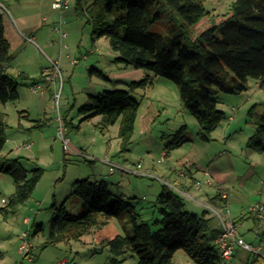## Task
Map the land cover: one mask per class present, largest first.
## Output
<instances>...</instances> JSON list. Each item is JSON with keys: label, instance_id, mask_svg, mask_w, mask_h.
I'll return each mask as SVG.
<instances>
[{"label": "rangeland", "instance_id": "374dc122", "mask_svg": "<svg viewBox=\"0 0 264 264\" xmlns=\"http://www.w3.org/2000/svg\"><path fill=\"white\" fill-rule=\"evenodd\" d=\"M54 1L0 0L4 5L5 34L11 43L9 72L15 78L22 72L29 76L28 80H19L18 101L0 103V114L5 115L7 123V142L0 155L22 159L31 172L43 170L30 199L17 207L9 206L15 190L13 180L0 173V251L4 253L0 264H57L64 260L68 264H109L112 256L106 243L132 231L126 217L92 227L78 240L57 245L48 243L51 222L62 207L73 216L88 212L75 193L76 183L85 180L106 183L113 195L124 197L135 206L153 231L160 228L155 223L161 219L157 200L167 186L164 181L181 191L187 190L195 201L168 186L180 196L185 211L199 216L206 210L197 201H209L216 195V186L221 185L231 196L232 218L238 220L245 216L241 222L252 223L249 207L264 205V153L247 149L246 144L256 131L250 109L256 106L259 114L264 112V88H258L257 81L249 79L246 92L219 94L218 109L226 118L204 139L199 122L182 103L178 86L150 73L149 84L132 92L140 107L131 144L123 151L119 137L121 121L105 129L100 116L85 119L87 115L80 114V108L89 103V96L131 90L132 84L145 80L148 73L119 61V54L112 50L106 38L94 42L92 27L78 16L76 4L61 13L53 10ZM232 2L205 0L204 7L212 16L204 21L206 26L211 19L227 15ZM174 19L178 17L165 8L162 19L150 31L165 34ZM196 33L190 28L192 36ZM33 37L38 47L28 42ZM55 61L60 63L62 74V83L60 80L56 87L44 77ZM92 67L103 77L97 72L91 75ZM33 81L42 84L43 96L32 91ZM58 93L59 108L53 104ZM59 117L64 120L73 152H64L58 138ZM39 124L43 127H37ZM181 136L183 142L177 147L175 142ZM29 143L33 144L31 149L25 147ZM108 161L131 173L117 170L112 174ZM138 166L145 176L133 173ZM181 172L184 177L179 175ZM206 173L210 175L212 187L205 184ZM197 182L202 185L200 191L195 188ZM26 219L31 221L30 225L25 223ZM216 224L217 220L212 219L211 226ZM241 231L249 233L245 227ZM24 233L30 236L34 263L24 260L20 254ZM176 253L172 264H196L184 250ZM137 263V258L128 257L125 261V264Z\"/></svg>", "mask_w": 264, "mask_h": 264}, {"label": "trees", "instance_id": "16d2710c", "mask_svg": "<svg viewBox=\"0 0 264 264\" xmlns=\"http://www.w3.org/2000/svg\"><path fill=\"white\" fill-rule=\"evenodd\" d=\"M84 1H87L85 5ZM204 1H76L78 16L92 26L94 42L106 38L112 50L119 54V61L148 73L145 80L133 83L131 90H111L89 96V103L80 108V114L87 115L85 119L100 116L105 129L120 120L123 151L131 144L140 107L132 92L149 84L150 73L178 86L182 103L199 122L204 139H208L226 118L218 109L216 97L219 94H242L249 89V79L256 80L259 87L264 88V0H233L229 13L211 19L208 27L204 21L212 16L205 9ZM165 8L178 20L169 23L165 34L151 32V26L162 19ZM190 28L197 31L195 36L190 34ZM11 61V44L0 14L1 104L18 101L19 80L27 79L23 74L15 78L8 73ZM95 72L103 77L97 70H90L91 75ZM249 116L254 120L256 131L246 147L264 153V112L259 114L254 106ZM6 129L5 115L0 114V154L7 142ZM182 142L181 136L175 145L179 147ZM0 173L10 176L15 186L10 196L11 207L25 204L43 176L42 169L31 172L22 159L1 155ZM75 193L88 212L73 216L62 207L51 222L48 242L51 245L78 240L92 227L113 218L126 217L132 231L106 243L112 256L109 264H125L128 257L137 258V264H172L179 250H184L196 264L219 263L209 212L199 216L185 211L180 196L167 186L157 200L161 214V219L155 223L160 227L157 231H153L127 199L113 195L106 183L77 182ZM212 203L218 205L220 202L214 198Z\"/></svg>", "mask_w": 264, "mask_h": 264}, {"label": "built area", "instance_id": "2783aa9c", "mask_svg": "<svg viewBox=\"0 0 264 264\" xmlns=\"http://www.w3.org/2000/svg\"><path fill=\"white\" fill-rule=\"evenodd\" d=\"M77 0H55L52 4V8L55 11H60L61 13L68 9L72 4H76ZM0 14L4 15V5L0 2ZM29 43H34V38H28ZM52 69L48 68L45 72V81L53 84L55 87L58 85V82L61 80L62 83V74L61 69L59 68L60 63L58 61L52 62ZM32 91L35 94H39L43 96L45 94V91L43 90V86L40 82H35L32 85ZM54 107H58L60 105V94H56L53 99ZM235 112L236 109H233ZM230 120H233V117H230ZM58 138L62 142L63 150L64 152H73L71 148V140L68 137L67 129L64 124V120L59 117V127H58ZM33 146L32 143H29L25 145L27 149H31ZM165 156V155H164ZM108 165H110V172L113 174L117 170L126 171L128 173H131L130 170L121 168L114 163H111L110 161L107 162ZM141 166L137 167V170L133 171L136 175L145 176V173L140 171ZM181 177H184V173H179ZM206 176L208 177V180L205 182L206 185L212 187V181L209 178V173H206ZM164 184L169 186V188H172L173 190H178L179 192H182V194L195 201V199L189 195L188 191H181L178 189L175 185L173 186L172 183L164 181ZM196 190L200 191L202 189L201 183L197 182L195 186ZM216 192L218 194L219 204L215 205L212 202H203L200 203L197 201L198 204H201L206 211H208L212 217H214L220 226V232L218 235L214 238L213 244L216 248L218 257H219V264H233V260L235 257V253L237 249H243L245 251H248L250 253H253L254 255H259L260 251L262 250V247L258 246H252L249 243H247L243 237L240 234V226L239 224L232 218L230 213V208L228 205L229 200V191L227 189L223 188L221 185L216 186ZM3 203H6V201H3ZM248 213L257 219H263L264 218V205L263 204H254L251 205L248 209ZM27 224H29V220H27ZM20 254L23 255L24 260H28L29 263H34V255H33V246L30 243V236L27 233H24L21 237V244L19 248ZM24 263V262H23ZM22 263V264H23ZM57 264H68L67 260L58 262Z\"/></svg>", "mask_w": 264, "mask_h": 264}, {"label": "crops", "instance_id": "0c3cea01", "mask_svg": "<svg viewBox=\"0 0 264 264\" xmlns=\"http://www.w3.org/2000/svg\"><path fill=\"white\" fill-rule=\"evenodd\" d=\"M4 1L6 2L8 0H4ZM86 2H84L83 5H85ZM75 11H76V8H75ZM76 13H77V11H76ZM5 33H6V28H5ZM34 45H37L36 40H35V44ZM37 47H38V45H37ZM91 69L97 70L99 72V70L96 69V68H94V67H92ZM7 71H8L9 74L12 75V73L9 72V66L7 68ZM20 74H23L24 76H26L27 77L26 80L29 79V76L27 74H25L24 72H22ZM34 82H36V81H33L31 84H33ZM256 86L259 88L258 82H257ZM44 124L46 125V123H43V125ZM41 127H43V126H40L39 128H41ZM214 198H217L218 199L217 192H216V195H214L212 198H210L209 201H207V202H212V199H214ZM231 202H232V200H231V196L229 194L228 205H230ZM209 217H211L212 219H215L214 217H212V215L210 213H209ZM251 218H252V223L247 222L245 224H243V222H241V221L245 220V216H242L238 220L237 219H234V220L239 224V226H241V229L244 228V227L249 229V233L248 234H245L243 231H241V229L239 230L241 236L243 237V239L247 243H249L250 245H252V246H255V247L260 246V247H262V250L260 251V254L259 255H254L253 253H250V252L245 251L243 249H237V251L235 253L234 260H233V264H264V218L261 219V220H258L256 217L254 218V216H252V215H251ZM27 220H29V219H26L25 220V223L26 224H27ZM30 223H31V221L29 220V224L28 225H30ZM212 228H214V230H215V232L213 234V238H214L220 232L219 223L217 222V224L215 226H212ZM0 254H1L0 261H2L4 259V253L0 251ZM251 254H253V255H251Z\"/></svg>", "mask_w": 264, "mask_h": 264}]
</instances>
